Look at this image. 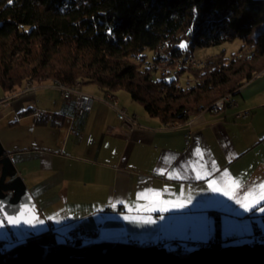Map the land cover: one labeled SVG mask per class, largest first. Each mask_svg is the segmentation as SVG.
<instances>
[{"label": "crops", "instance_id": "1", "mask_svg": "<svg viewBox=\"0 0 264 264\" xmlns=\"http://www.w3.org/2000/svg\"><path fill=\"white\" fill-rule=\"evenodd\" d=\"M30 87L35 90L13 94L4 111L14 122L0 134L35 205L29 230L42 220L43 231L57 233L59 242L83 229L98 231L83 244L160 242L174 250L180 248L170 242L177 238L191 251L214 240L218 213L223 239L247 237L227 227L247 228V219L264 208V71L217 114L171 125L149 117L124 92L106 96L81 84L93 99L83 113L77 96L65 100L54 82ZM108 98L137 117L135 129L120 125ZM242 112L248 116L237 118ZM251 224L253 241L264 237ZM16 235L22 241L29 234Z\"/></svg>", "mask_w": 264, "mask_h": 264}, {"label": "trees", "instance_id": "2", "mask_svg": "<svg viewBox=\"0 0 264 264\" xmlns=\"http://www.w3.org/2000/svg\"><path fill=\"white\" fill-rule=\"evenodd\" d=\"M234 41L241 46L229 57L222 51L200 66L188 64L186 49L191 57ZM263 71L264 0H0L6 95L27 83L88 84L106 96L127 93L164 125L185 124ZM214 216V241L187 254L130 243L76 246L42 231L0 242V264H264V237L232 243Z\"/></svg>", "mask_w": 264, "mask_h": 264}, {"label": "water", "instance_id": "3", "mask_svg": "<svg viewBox=\"0 0 264 264\" xmlns=\"http://www.w3.org/2000/svg\"><path fill=\"white\" fill-rule=\"evenodd\" d=\"M34 211L33 199L0 143V242L9 241L19 230L30 235L27 226L36 217Z\"/></svg>", "mask_w": 264, "mask_h": 264}, {"label": "built area", "instance_id": "4", "mask_svg": "<svg viewBox=\"0 0 264 264\" xmlns=\"http://www.w3.org/2000/svg\"><path fill=\"white\" fill-rule=\"evenodd\" d=\"M188 34L189 33L184 34L185 39L188 37ZM161 58H162V60L169 59V57L166 55L165 49H164V56H162ZM188 62H193V58H192V61H188ZM201 64H204V62ZM164 70H165V74L168 73V71H169V69H164ZM80 87L81 86H75L74 91H60V93L65 100L70 99L72 97V95H76L78 98L77 106L79 107V109L83 113H89L91 110V107H92L93 99L91 97H87V96L83 95L80 92ZM34 90H35V87H30L28 85V86L24 87L22 89V91H18V93L23 94V93L31 92ZM14 97H15V95H13V94L6 95L2 99H0V106L8 105ZM108 99H109V106L115 112V115H116L117 119L119 120L120 125L126 130L131 131V130L135 129L137 127V117L135 115L127 114L124 109H121L118 107L117 102L111 101L110 98H108ZM226 105H227V103H222V104L218 105L217 107H215V109H212L211 111H208V112L212 114L213 110H223ZM247 116H248V112H242V113H238L236 115L237 118H245ZM97 236H98V231L88 232V231H84L83 229H75L69 233L68 239L70 242H80L81 244H83V242H89L92 239L97 238ZM228 238H238V236L237 235H228L227 239ZM211 241L213 242L214 240L211 239ZM170 243H184V242L175 238ZM143 247H147V244L144 245Z\"/></svg>", "mask_w": 264, "mask_h": 264}, {"label": "rangeland", "instance_id": "5", "mask_svg": "<svg viewBox=\"0 0 264 264\" xmlns=\"http://www.w3.org/2000/svg\"><path fill=\"white\" fill-rule=\"evenodd\" d=\"M258 29H259L258 27L254 28L255 31H257ZM240 46H241V43L239 41H234L232 43H226V44H223L221 46H217V47H213V48L196 49L193 52L192 57L194 60H197V61H200V59H204V61L201 60V62L206 63V62H208V60L217 56L222 51H224L225 55L229 57L231 54L238 52V50L240 49ZM160 68H162V67H160ZM165 69H169V68H165ZM160 70H162V69H160ZM156 77L158 78V75H156ZM5 96H6L5 93L0 89V99H2ZM58 96H59L58 94H55L56 98H58ZM137 105L139 107H141L139 104H137ZM6 106L7 105L0 106V114L3 115V117L0 119V134L3 131H6V132L9 131V127H12V123L14 122V117L12 118L11 116L6 115V113L8 111V110L4 111ZM0 143H1V141H0ZM257 211L258 210H256L254 212V215ZM256 215H258V216H256ZM256 215L252 218L247 219V222H246V225H248L247 228L235 227V225L233 223H231V225H228V227H227L228 231L232 230V231L238 232V234H240L241 236H247V237H242L240 241H231L232 243H252L253 242L252 236L255 235V232L252 231L251 222L255 223L261 230L264 231V208L262 210H259L258 214H256ZM41 225H42V220L36 221L34 223V225L30 227V231L33 232L34 234L42 232L43 229H42ZM21 235L22 234H18L16 236L21 237ZM11 246H12L11 243H8V244H6L5 247L8 249ZM174 251L180 255L187 254L189 252V251H187L186 248L174 249Z\"/></svg>", "mask_w": 264, "mask_h": 264}, {"label": "bare ground", "instance_id": "6", "mask_svg": "<svg viewBox=\"0 0 264 264\" xmlns=\"http://www.w3.org/2000/svg\"><path fill=\"white\" fill-rule=\"evenodd\" d=\"M185 33H189L188 31L187 32H185ZM162 56H164V47L162 48V50L160 51V57H162ZM186 56L188 57V61H192V56L190 57L189 56V50L188 49H186ZM163 61V71H164V73H165V68H166V63L169 61V59H164V60H162ZM202 62L201 61H197V60H194L193 59V62H188V64L189 65H191V66H200V65H202L201 64ZM170 70V69H169ZM54 84H55V86H56V88L59 90V91H74L75 90V86H81V84L80 83H78V84H76L74 87H71V88H66V87H64V86H62L61 84H59V83H56V82H54ZM30 86L31 84H26V86ZM83 94V93H82ZM83 95H85V94H83ZM85 96H87V97H90V96H88V95H85ZM111 101H114L113 99H111ZM116 102V101H115ZM226 102H230V98L229 97H227V98H224V99H222V100H220V101H218V102H216V103H214L207 111H211L212 109H215V107H217L218 105H220V104H222V103H226ZM220 110H213V113L212 114H217L218 112H219ZM261 237L262 236H256L255 237V239H254V241H257V242H259V241H261ZM237 238H228L227 240L228 241H231V240H236ZM226 241V240H225ZM210 242H212V241H210ZM256 242V243H257ZM73 245H76V243L77 242H71ZM169 244V243H168ZM172 246H174V248L175 247H177V248H180L181 249V247H182V245H184V243H170ZM150 246H152V245H147V247H150ZM156 246H166V245H163L162 243H158ZM184 246H186V245H184Z\"/></svg>", "mask_w": 264, "mask_h": 264}, {"label": "flooded vegetation", "instance_id": "7", "mask_svg": "<svg viewBox=\"0 0 264 264\" xmlns=\"http://www.w3.org/2000/svg\"><path fill=\"white\" fill-rule=\"evenodd\" d=\"M2 220H3L4 222H6L4 216L2 217ZM5 224H7V223H5ZM13 226H14V225H13ZM14 227H17V225H15ZM9 229H10V228H9ZM19 232H20V230H19Z\"/></svg>", "mask_w": 264, "mask_h": 264}]
</instances>
